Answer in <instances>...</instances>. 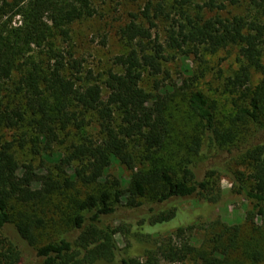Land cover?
<instances>
[{"label":"trees","instance_id":"1","mask_svg":"<svg viewBox=\"0 0 264 264\" xmlns=\"http://www.w3.org/2000/svg\"><path fill=\"white\" fill-rule=\"evenodd\" d=\"M122 1L0 0V264H264V0ZM107 9L124 50L101 78L77 56L72 25ZM227 47L238 64L223 120L198 74L179 85L166 63L171 51L203 60ZM205 149L249 171L200 172ZM114 161L131 169L127 185L110 177ZM221 174L251 205L244 222L201 220ZM185 198L200 201L194 221ZM121 207L150 245L140 256L111 224Z\"/></svg>","mask_w":264,"mask_h":264},{"label":"rangeland","instance_id":"2","mask_svg":"<svg viewBox=\"0 0 264 264\" xmlns=\"http://www.w3.org/2000/svg\"><path fill=\"white\" fill-rule=\"evenodd\" d=\"M125 1V2H124ZM144 0H123L122 4L119 6L121 10L124 8L135 9L138 5L143 3ZM204 0H194V2L200 4ZM174 0H167L168 6L172 4ZM128 4V6H127ZM242 5L247 6L244 1ZM111 6L110 8L115 9V1H109L105 5V9ZM118 7V8H119ZM241 8L238 5H228L221 12H239ZM218 10L215 9L214 12ZM213 12V13H214ZM108 16H95L92 18L83 19L75 22L72 25V43L74 49L76 50L77 56L81 57L84 61L86 67L93 68L94 72L101 73V78L105 77L106 70L111 66L113 62V57L115 54L122 52L124 50V45L119 38L118 34L115 33L114 28H112L113 23L112 17H117L118 13L111 12L110 9H107L105 15ZM164 25L160 26L162 29ZM107 32L106 43H102L100 40L103 34ZM175 54L170 61L166 63V67L170 71V78L172 81H177L179 85L182 79L186 76L191 75L192 73L198 74L199 84L202 89L207 93V95L214 100V103L217 107V112L219 117L223 120H227L229 113L231 112V97L228 91L224 87V77L231 73L238 64V50L236 47H227L225 49H220L215 53H206L203 57V60H200L193 55H182L179 52L170 53ZM259 78L258 75L254 76V79L257 81ZM176 98V97H175ZM178 98H181L179 96ZM176 102L178 99L176 98ZM209 150L205 149L203 152V157L199 164V169L205 171L206 167L211 166H226V163H229L233 168H239L248 172L249 169L245 166H242L237 163L236 160H229L224 163L220 159H210L211 156ZM38 164V161H36ZM108 173L122 178L124 180V185L128 184L131 176V169L127 168L120 162L114 161ZM223 173V172H222ZM42 172L39 170L38 176H41ZM217 180L221 186V197L220 199L212 203L208 210L201 216V220L210 221L214 219H220L227 223H241L244 222L247 211L250 209V203L241 193H238L236 188L233 185L232 179L226 175H218ZM37 185V184H36ZM200 201L196 198H185L178 200V205L186 209L187 212H190L189 221H194L196 214L193 213V208L198 206ZM195 207V208H196ZM146 211L149 209L148 204H145ZM145 212V211H144ZM179 215V214H178ZM130 216V212L126 207L119 208L118 216L111 219L112 226H115L120 231L118 233L119 244L122 247L123 251H127L132 255H142L144 253V248L150 246L144 239H141L138 231L130 229L123 222L126 217ZM184 216V215H182ZM256 219V218H255ZM135 220V219H132ZM179 221L177 223H187L189 221ZM258 221V220H257ZM202 224V225H201ZM208 227L206 223H200L196 226L194 230V240L196 243H199L204 238V231ZM122 232V233H121ZM163 235L168 233H162ZM96 264H110L106 261H99ZM163 264H177L171 263L168 261H163ZM191 264V263H190Z\"/></svg>","mask_w":264,"mask_h":264}]
</instances>
